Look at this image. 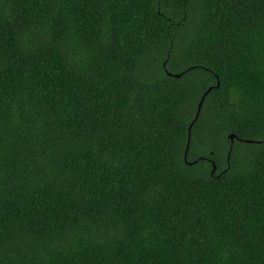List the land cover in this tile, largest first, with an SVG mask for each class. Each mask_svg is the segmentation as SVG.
Wrapping results in <instances>:
<instances>
[{
	"label": "trees",
	"instance_id": "obj_1",
	"mask_svg": "<svg viewBox=\"0 0 264 264\" xmlns=\"http://www.w3.org/2000/svg\"><path fill=\"white\" fill-rule=\"evenodd\" d=\"M0 264H264V0H0Z\"/></svg>",
	"mask_w": 264,
	"mask_h": 264
},
{
	"label": "water",
	"instance_id": "obj_2",
	"mask_svg": "<svg viewBox=\"0 0 264 264\" xmlns=\"http://www.w3.org/2000/svg\"><path fill=\"white\" fill-rule=\"evenodd\" d=\"M179 76H180L179 74L176 75V77H179ZM218 86H219V84L217 85V87H218ZM211 89H212V87H210V88L207 90V92L205 93V95L202 97V99H201V101H200V103H199V107H198L197 115H196L195 119L193 120V122L191 123V125L189 126V141H190V134H191L192 126H193V124L195 123V121H196V120L198 119V117H199V114H200V111H201L202 105H203V103H204V98H205L206 94H207L209 91H211ZM230 137H231V140L233 141V139H234V135H231ZM214 170H215V168H214ZM214 170H213V171H214Z\"/></svg>",
	"mask_w": 264,
	"mask_h": 264
}]
</instances>
